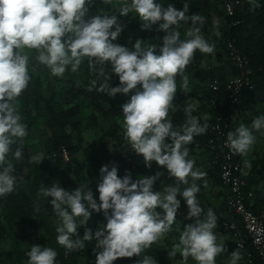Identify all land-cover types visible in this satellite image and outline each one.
Instances as JSON below:
<instances>
[{"label": "clouds", "instance_id": "9594fccd", "mask_svg": "<svg viewBox=\"0 0 264 264\" xmlns=\"http://www.w3.org/2000/svg\"><path fill=\"white\" fill-rule=\"evenodd\" d=\"M93 0H0V197L13 192L16 177L14 165L7 159L16 139L27 135L26 125L17 114L15 101L27 88L29 57L25 48L36 50L39 63L46 65L53 76H63L68 67L76 72L84 58L89 68L97 72L102 81L92 80L88 91L94 88L110 97L117 94L130 95L121 105L124 138L133 151L143 158L147 167L152 162L167 170L177 181L175 186H166L163 191H154V183L163 175L157 172L132 180L130 175L118 176V168L103 165L99 170V203L87 184L71 192L54 183L44 187L42 194L50 197L53 214L59 218L60 226L56 241L67 251L82 250L85 241H96L95 264H113L118 258L139 257L152 244L168 233L176 222L181 206L177 196L186 201V219L195 223L184 227L179 243L168 251L170 259L177 253L184 261L191 257L196 264H215V258L226 251L225 245L217 243V217L209 208L205 213L197 194L201 186L195 181L203 173L194 170V161L188 159V145L194 136L204 134L208 125L200 124L199 118L190 114L181 128L173 126L168 119L169 110L177 93L176 77H182V90L189 89L184 70L196 50L212 53L214 45L202 35L197 24L204 18L198 13L188 15L189 3L182 10L172 4L162 6L155 0H124L117 15H95L85 19ZM109 3L110 0H104ZM134 12L141 21V30H150L159 24V30L166 33L162 46L137 40L132 48L113 43L123 32L119 17ZM191 20V27L181 40L174 28L180 22ZM113 28L115 30H113ZM158 51V54H157ZM110 64L112 73L119 78L118 86H110V75L104 70ZM99 65V68L96 66ZM139 86V87H138ZM252 129H264V115L252 121ZM170 138L171 143H166ZM255 142L252 131L241 124L235 131L228 132L227 144L236 153H245ZM16 160L22 159V149L13 153ZM42 160H37L39 164ZM190 186L180 191V184ZM161 209L162 212L157 211ZM92 212L103 213L106 223L93 234L85 227L83 239L78 226H86ZM203 218L201 219V216ZM79 218V224L77 223ZM27 264H55L57 252L50 247L33 245L26 253ZM241 259L238 251L231 253V264ZM136 264H157L150 256L136 261Z\"/></svg>", "mask_w": 264, "mask_h": 264}, {"label": "trees", "instance_id": "16d2710c", "mask_svg": "<svg viewBox=\"0 0 264 264\" xmlns=\"http://www.w3.org/2000/svg\"><path fill=\"white\" fill-rule=\"evenodd\" d=\"M102 1L96 0V4L99 5ZM185 2L189 3V11L187 13L189 16L198 13L204 18L202 24L196 25V27L200 28L201 35H209L215 26L211 22L210 9L206 4L197 0H185L182 3H178L175 0H160L157 3H160L164 7L172 4L177 10H182ZM218 12L222 14L221 10ZM224 20L225 25L220 29V33L222 34L221 43L225 39L233 41L240 53L246 57L248 60V77L252 89L244 91L239 102L231 105L227 99L228 96L225 92L224 84L228 77L235 74L233 66L227 57L218 51L217 61L213 67H201V58L198 52L195 51L184 73L190 75L204 86L198 99L199 106L198 108H194L188 100L189 96L187 95L175 96L174 102L179 105V108L175 111L170 109L168 114L173 126L177 128H181L188 119V116L183 111L186 109H190L192 116L199 118L202 126L206 123L208 125L206 132L194 136L192 141V143L205 148L209 140L215 137L212 127L217 117L221 116L222 122L227 124L228 128H231L243 118L247 110L264 104V0H259L258 3L253 5L244 4L236 8L232 17H225ZM119 21L123 22L122 18L119 17ZM179 26L193 27L191 20L187 23L181 21ZM140 35L141 37L160 38L165 33L155 30H144ZM219 48H221V44ZM83 61L88 80L83 84H78L74 80L68 79L69 89L67 90V96L72 105L59 113L50 111V118L45 123L46 128L52 133L43 145L44 156L47 161L43 158L39 164H36L37 160L32 161L30 159L27 146L23 145L20 147L16 139V142L11 146L10 153L13 157L16 148L20 147L22 149V159L19 161L14 158L12 159L11 163L14 165L13 175L16 177V180L22 179L25 186L17 190L15 194L10 193L0 197V214L7 226L17 223L22 227L35 230L37 228V222L40 220L43 238L47 240V246L57 252L55 264H64L66 262L90 264V260L94 254V241H85L84 249L70 252L59 245L56 241L58 233L50 222L48 214L43 210L36 209L33 201L36 192L42 186L53 180H57L61 187L69 192L75 190L78 186L83 187V184L70 179L65 173L63 167L68 165H64L59 158L51 159V155L57 153L61 148H65L69 155L73 156L82 144L81 124L79 121H75L80 115L78 102L86 105L90 110V115L84 127L85 130L95 129L100 122H105L107 126V129L102 133L97 144H89L82 150V155L88 162L92 176V180L87 186L92 189L94 198L98 202L99 193L96 189L99 183V170L103 165H108L109 170L113 165L116 166L120 178H123L125 175H130L133 181L143 176H152L157 172H162L163 175L160 177L162 181L159 182V179L154 183V191H161V184H175V178L170 176L166 169L158 166L155 162H152L150 168L147 167L143 158L133 151L131 145L124 138L121 105L127 100L123 94L110 97L106 93L96 91L95 88L92 91H88L92 80L102 81L103 78L98 77L97 72L90 71L87 58H84ZM96 67L99 68V65ZM104 70L106 74L110 75V86H118L120 83L119 78L116 74L112 73L111 65L106 63ZM28 74L30 80L27 88L15 101L21 109V122L27 126V130L31 127V108L37 109L44 103L47 104L48 110L50 107L44 97L42 81L30 72ZM210 86H216L218 90L213 91ZM235 114L238 116L233 120L232 116ZM251 122L242 120L240 125L243 124L245 127H248L251 125ZM70 127L77 139L76 144H73L72 136L67 133V129ZM104 139L112 141L114 145H117L118 153L113 154L104 142ZM212 159L214 158L212 157ZM237 159L241 162L240 156ZM260 164L264 166V153L261 155ZM240 165L241 176H243L245 181V190H252L256 196L260 188L262 194H264V177H261L259 172H254V170L248 174H244L243 163L241 162ZM214 177L220 181L217 166H215ZM252 210L254 212L259 210L264 213V196H262L261 200L255 202ZM157 211L162 212L159 208ZM93 215L97 229L106 223L102 212H94ZM90 222L91 217L86 226H78L77 231L80 235L73 236L72 239H82L85 227L89 228ZM246 248L252 252L249 243H246ZM16 255L17 264H24L25 262L27 264L28 257L25 251L17 250ZM149 256L156 260L157 264H165L158 254V248L153 249L149 253ZM136 259V256L132 258H118L113 264H136Z\"/></svg>", "mask_w": 264, "mask_h": 264}, {"label": "rangeland", "instance_id": "374dc122", "mask_svg": "<svg viewBox=\"0 0 264 264\" xmlns=\"http://www.w3.org/2000/svg\"><path fill=\"white\" fill-rule=\"evenodd\" d=\"M203 1L209 4L213 14V22L216 24L214 25L215 28L209 35H202L210 44L214 45L213 52L208 54L196 50L201 58L200 66L208 68L213 67L216 64L217 54L218 51H220L219 46L222 40L220 29H222V27H224L225 25V17L215 9V6H217L218 3H215L216 0ZM123 2L124 0H110L109 3H105L103 0L99 5H97L96 0H93V2L89 5V11L85 19L95 15L116 14L117 16H119L118 9L122 6ZM128 2L130 3V0H128ZM215 10L218 12L217 14H215ZM120 18H122L123 20V22H119L123 26L124 30L118 37V39L113 43L132 48L134 43L139 39L145 41L142 46H147L148 43L154 44L157 45V50L160 46H162L163 37H141L140 34L144 30H141V21L139 20V17H136V14L134 12H130L128 16ZM219 18H221V20ZM113 30L115 29L113 28ZM150 30H159V24L153 25ZM174 30L180 33L181 40L189 38L186 35L187 30L189 29L184 30L181 26H178L175 27ZM22 54H25L29 57L28 72H30L34 76L39 77L42 81L44 97L46 101H48L50 107L48 110L47 104L44 103L37 109L31 108V127L29 130H27L26 128L27 135L22 139H17V143L20 147H22L23 145L27 146V150L32 161L41 160L43 158L47 161L44 156L43 145L44 142L52 134L45 125L46 121L50 118V111L59 113L63 110L68 109L72 105L69 97L67 96V90L69 89L68 79H72L78 84H83L88 80V76L85 71V64L83 60L76 72H72L71 67L69 66L63 76H53L50 69L46 65L39 63V61L36 59V57L38 56V52L36 50H29L25 48ZM184 75L188 77L189 89L187 93L182 90V77L178 75L176 77L177 93L175 94V96H189L188 100L191 102L192 106L194 108H198V99L200 98V94L203 91L204 86L198 83L190 75L186 73H184ZM131 94L133 93H129L127 96L123 94V96L126 100H128ZM173 103L175 107L171 110L177 108V104L174 101ZM15 104L17 114L20 115L21 109L19 108V105L17 103ZM77 104L80 108V115L75 121H79L81 124L82 144L80 145L79 149L76 150V153L71 156V164L63 168L70 179L77 181L84 186L92 180V176L88 162L82 155V150L89 144H97L99 138L102 136V133L107 129V126L105 122H100L95 129L85 130L84 127L86 126L87 118L90 115V110L86 107V105L80 102H78ZM186 110L183 111L185 115L188 116L189 113ZM262 115H264V104L247 110L244 113L243 118H241L239 122L232 126L230 128V131H235V129L240 126V122L242 120L253 121L255 118ZM248 128L252 131V134L255 137V142L245 153H236V156H240V160L243 163L244 169L247 173L254 170V172H259L261 177H264V166H261L260 164L261 155L262 153H264V129H261L260 131L252 129V122L251 125L248 126ZM67 133L72 136L73 144H76L77 139L71 127L67 129ZM167 141L168 140L166 138V142ZM104 142L107 144L113 154L118 153L117 145H114L112 141L104 139ZM192 145L194 146L198 144L192 143ZM198 149L200 150V148ZM7 159L12 162L13 157L11 153L8 154ZM161 181L162 180L160 179L159 182ZM49 183L42 186L40 190L36 192L33 201L36 209L46 212L52 225L57 228L58 226H60L61 222L59 218L53 214L52 206L50 204L51 198L44 197L42 194V189L44 187H51L54 183H58V181L53 180L51 184ZM24 186L25 185L22 179L16 180L14 190L11 193L15 194L17 190H19L20 188H24ZM39 221L37 222V228L35 230H30L26 227H22L17 223L7 226L0 214V264H17V250H23L25 251V253H27L28 251H30V247L33 245L48 247L46 243L47 240L43 238V233ZM169 234L171 233H166L164 235ZM164 235L161 237H164ZM24 264H26V262Z\"/></svg>", "mask_w": 264, "mask_h": 264}, {"label": "built area", "instance_id": "2783aa9c", "mask_svg": "<svg viewBox=\"0 0 264 264\" xmlns=\"http://www.w3.org/2000/svg\"><path fill=\"white\" fill-rule=\"evenodd\" d=\"M242 5L244 0H219L221 12L228 18L232 17L236 8ZM220 52L227 57L235 70V74L227 78L224 89L231 105L237 104L242 93L252 89L248 77V60L236 48L233 41L228 39L221 43ZM210 87L213 91L218 90L216 86ZM237 116V114L233 115L232 119L235 120ZM229 130L228 125L222 122V117H217L212 127L215 137L209 140L206 146L219 169L220 183L226 190L227 218L221 222V231L232 235L234 249L240 253L243 264H264V213L252 210L255 194L252 190H245V181L241 176V165L237 161L236 152L226 146ZM56 158H59L64 165L71 164V156L65 148L51 155V159ZM93 214L94 212L91 215L89 228L94 234L98 229ZM93 241L95 248L96 241ZM246 243H249L252 252L246 248ZM95 259L94 252L90 264H95Z\"/></svg>", "mask_w": 264, "mask_h": 264}, {"label": "crops", "instance_id": "0c3cea01", "mask_svg": "<svg viewBox=\"0 0 264 264\" xmlns=\"http://www.w3.org/2000/svg\"><path fill=\"white\" fill-rule=\"evenodd\" d=\"M178 3H182L185 0H175ZM207 5V7L210 9L209 4H207L203 0H197ZM155 2H160V0H155ZM218 0H216L215 3H217ZM259 0H244L245 5H253L258 3ZM216 10L220 11L219 3H217V6H215ZM215 10V14L218 12ZM211 13V22L213 25H216L213 22V14L210 9ZM221 20V18H219ZM185 29H190L188 27H182ZM160 31V30H155ZM188 31V30H187ZM162 32V31H161ZM164 33V32H163ZM166 34V33H165ZM176 103V102H175ZM177 104V103H176ZM179 108V105L177 104V108L173 109L172 111H175ZM170 120V118H169ZM166 143H171V140L167 138ZM189 148V155L188 159L193 160L194 163V170H198L201 173H203V176L201 179L195 181L201 186L200 193L197 194V198L199 201L200 206L204 209L205 213L209 208L213 210L217 217V227L213 229L214 233L217 234V243L221 245H225L226 251L221 252L217 255L215 258V264H231V253L233 251H236L234 249V245L232 243V235L227 232L221 231V222H223L227 218V210H226V190L221 185L219 180H216L214 177V170H215V163L214 159H212V156L207 151L205 147H199V145H190L187 146ZM200 148V150L198 149ZM237 158V156H236ZM239 161V159H237ZM241 164V162L239 161ZM244 168V166H243ZM244 174H248L244 169ZM57 181V180H54ZM192 179L189 177V184L184 185L180 184V191L184 190V188L188 187L192 183ZM52 181H50L49 184H51ZM177 184V181L175 179V184H161V192L166 186H175ZM262 194L261 189L259 188V191L257 195L255 196V202L261 200ZM177 199L180 200L181 206L177 211L176 215V222L172 225L171 230L168 233H171L169 235H164V237H160L156 243L152 244L150 248L145 249L139 257H137L136 261L139 259H143L144 256H149V253L155 249L158 248V254L160 255L162 261L165 264H196V262L189 257L187 261H184L179 253H177L176 257L174 259H170L168 256V251L172 250L173 247L179 243V237L184 230V227L188 224L195 223V219H186L187 217V204L186 201H184L182 196H177ZM254 202V203H255ZM203 218V215L201 216V219ZM237 264H243L242 260L240 259Z\"/></svg>", "mask_w": 264, "mask_h": 264}]
</instances>
